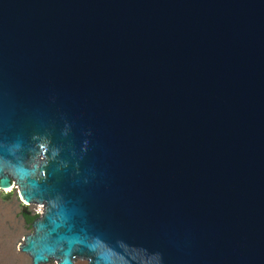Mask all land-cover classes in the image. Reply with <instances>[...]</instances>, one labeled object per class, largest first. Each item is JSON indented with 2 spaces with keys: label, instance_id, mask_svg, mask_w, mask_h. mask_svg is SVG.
Masks as SVG:
<instances>
[{
  "label": "water",
  "instance_id": "95a60500",
  "mask_svg": "<svg viewBox=\"0 0 264 264\" xmlns=\"http://www.w3.org/2000/svg\"><path fill=\"white\" fill-rule=\"evenodd\" d=\"M30 264H264V0H0V191Z\"/></svg>",
  "mask_w": 264,
  "mask_h": 264
},
{
  "label": "rangeland",
  "instance_id": "374dc122",
  "mask_svg": "<svg viewBox=\"0 0 264 264\" xmlns=\"http://www.w3.org/2000/svg\"><path fill=\"white\" fill-rule=\"evenodd\" d=\"M11 193L10 199L5 200L0 191V244H7L9 247V255L4 256L8 264H30L29 261L20 258L21 251L19 249L24 238L33 233V229L25 221L20 196L14 188ZM25 210L27 214L37 218L42 214V212L33 209L26 208Z\"/></svg>",
  "mask_w": 264,
  "mask_h": 264
},
{
  "label": "bare ground",
  "instance_id": "6f19581e",
  "mask_svg": "<svg viewBox=\"0 0 264 264\" xmlns=\"http://www.w3.org/2000/svg\"><path fill=\"white\" fill-rule=\"evenodd\" d=\"M11 188V187H10ZM13 188H11V191H12ZM10 191V192H11ZM10 192H6L5 194H8ZM21 198V197H20ZM21 201H22V198H21ZM42 212V211H40ZM43 213V212H42ZM10 251H9V247L7 244H0V254L3 256H1L0 258V264H8L7 260H6V256L9 255ZM12 253V252H11ZM5 256V257H4Z\"/></svg>",
  "mask_w": 264,
  "mask_h": 264
},
{
  "label": "trees",
  "instance_id": "16d2710c",
  "mask_svg": "<svg viewBox=\"0 0 264 264\" xmlns=\"http://www.w3.org/2000/svg\"><path fill=\"white\" fill-rule=\"evenodd\" d=\"M25 221L28 225H31L32 222L37 218L36 216H32L30 214H24Z\"/></svg>",
  "mask_w": 264,
  "mask_h": 264
},
{
  "label": "snow or ice",
  "instance_id": "6c2138e0",
  "mask_svg": "<svg viewBox=\"0 0 264 264\" xmlns=\"http://www.w3.org/2000/svg\"><path fill=\"white\" fill-rule=\"evenodd\" d=\"M5 191L6 192H10L11 191V188H5Z\"/></svg>",
  "mask_w": 264,
  "mask_h": 264
}]
</instances>
